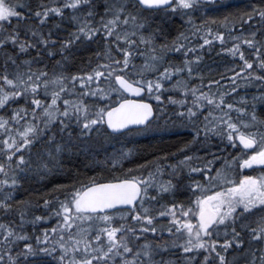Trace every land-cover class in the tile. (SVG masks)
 Returning a JSON list of instances; mask_svg holds the SVG:
<instances>
[{"label":"snow or ice","instance_id":"6c2138e0","mask_svg":"<svg viewBox=\"0 0 264 264\" xmlns=\"http://www.w3.org/2000/svg\"><path fill=\"white\" fill-rule=\"evenodd\" d=\"M161 121L192 139L136 164L127 135ZM254 165L264 0H0V264H264Z\"/></svg>","mask_w":264,"mask_h":264},{"label":"trees","instance_id":"16d2710c","mask_svg":"<svg viewBox=\"0 0 264 264\" xmlns=\"http://www.w3.org/2000/svg\"><path fill=\"white\" fill-rule=\"evenodd\" d=\"M236 2H239V0H236ZM210 15H213V13H210ZM182 25L183 24L180 19L175 20L171 28L173 36H175L177 30H182ZM213 67L220 70V68H222V65H219V63H214ZM241 87H243V85ZM249 89L253 88L249 86ZM154 131L155 133L147 137H141L142 132H133L127 135V139L131 141V144L129 146H137V151L135 152L133 157L136 164H141L145 161H151L152 155H150V153L152 146L176 145L177 147H179L182 143L188 142L192 139V129L190 127L186 128L185 126H180L179 123H177L175 126L169 123L166 128L161 125L159 129L155 128ZM129 167H132V165L127 163L124 165L125 169ZM80 170L82 173H84L85 176L94 177L98 180V182H105L108 179H112L113 177L122 175V171L120 170L105 171L103 170V168L86 170L83 167H81ZM46 179L51 180V183L45 185V182L43 180H41L39 183H37L36 181H30L24 186V189H20L17 192V199L21 197L27 199L29 196H36L40 192L44 191L46 187L51 188L53 184L65 182L62 174ZM51 222H56V220ZM30 229L31 228H29L28 230L30 231Z\"/></svg>","mask_w":264,"mask_h":264},{"label":"rangeland","instance_id":"374dc122","mask_svg":"<svg viewBox=\"0 0 264 264\" xmlns=\"http://www.w3.org/2000/svg\"><path fill=\"white\" fill-rule=\"evenodd\" d=\"M209 2H210V0H209ZM219 2H220V3H229L230 0H219ZM222 10H223V11H222ZM224 12H225V10H224V9H221L219 13H213V15H217V16H219V15H221V14L224 13ZM201 14H202V13H201ZM209 14H210V13H209ZM182 24H183V25H182V30H183V28L185 27V25H184L183 22H182ZM212 59H213V61H215V63H219V65H222V68H220V70L222 71V70H223V63H222V62H223L225 59H228V57L222 55L221 57L217 58L216 56H213ZM242 88H243V87H242ZM248 92H249V94H251L252 92H254V89H249V88H248ZM243 94H244V92L241 91V95H243ZM149 99H150V102H154L151 98H149ZM154 106H156L155 102H154ZM160 124L163 125L164 122L161 121ZM178 128H179V127H178ZM186 128H187V127H186ZM154 129H155V128H153L151 131L142 132L141 137H147V136H149V135H152L153 133H155ZM228 151L231 152L232 149H228ZM216 167H219V165H216ZM240 171H241L242 174H245V173H246V174H249L250 172H252V173H254V174H258L259 172L264 171V168H262V167L259 166V165H254L253 168H251V169H241ZM255 172H256V173H255ZM182 199H183V197H182ZM54 220H55V218H54L53 220H51V221H54ZM51 221H48V222L42 224L41 227H51V226H53V225L56 223V222H51ZM30 231H31V229H30Z\"/></svg>","mask_w":264,"mask_h":264},{"label":"flooded vegetation","instance_id":"af4514ba","mask_svg":"<svg viewBox=\"0 0 264 264\" xmlns=\"http://www.w3.org/2000/svg\"><path fill=\"white\" fill-rule=\"evenodd\" d=\"M256 173V172H255ZM246 174V173H245ZM248 175H254V173L250 172Z\"/></svg>","mask_w":264,"mask_h":264},{"label":"bare ground","instance_id":"6f19581e","mask_svg":"<svg viewBox=\"0 0 264 264\" xmlns=\"http://www.w3.org/2000/svg\"><path fill=\"white\" fill-rule=\"evenodd\" d=\"M223 11V10H222Z\"/></svg>","mask_w":264,"mask_h":264},{"label":"water","instance_id":"95a60500","mask_svg":"<svg viewBox=\"0 0 264 264\" xmlns=\"http://www.w3.org/2000/svg\"><path fill=\"white\" fill-rule=\"evenodd\" d=\"M134 98V97H133Z\"/></svg>","mask_w":264,"mask_h":264}]
</instances>
